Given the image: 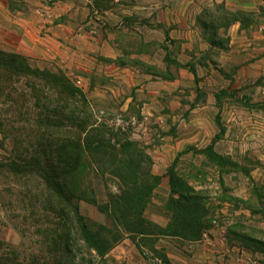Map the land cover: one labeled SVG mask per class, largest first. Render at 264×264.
Returning a JSON list of instances; mask_svg holds the SVG:
<instances>
[{
  "label": "rangeland",
  "instance_id": "1",
  "mask_svg": "<svg viewBox=\"0 0 264 264\" xmlns=\"http://www.w3.org/2000/svg\"><path fill=\"white\" fill-rule=\"evenodd\" d=\"M85 1L88 32L78 35L80 40L67 39V51L55 52L44 28L0 29V52L23 58L40 73H21L0 62L1 260L8 264H191L196 253L210 252L198 243L207 232L212 239L220 238L214 241L226 253L215 254L224 256L227 264H264V179L260 174L264 92L256 94V81L249 80L242 89L224 90L225 94L218 89L214 109L194 112L167 93L150 98L137 95L130 101L139 86L131 76L130 81H113L110 63L100 67L95 60V37L101 27L105 36L110 35L116 20L142 28L154 24L149 18L127 15L134 4L130 0ZM10 2L15 7L16 1ZM113 4L117 16L111 11ZM132 36L123 31V50L128 51ZM54 77L67 79L66 88ZM67 85L81 95H71ZM182 88L181 99L192 104L191 87ZM52 123L58 125L52 127ZM196 125L201 139L192 137ZM93 132L119 147L130 144L157 183L141 214L129 218L127 226L111 211L113 201H124L120 181L106 166L96 165L94 153L83 154L72 181L79 213L89 228L107 229L104 233L112 247L100 257L84 241H75L72 232L75 251L70 259L62 244L73 223L58 212L53 189L32 170L35 159L43 162L60 140L84 139ZM204 134L211 135V140L202 139ZM211 149L226 159L214 158ZM173 184L177 191H172ZM192 192L203 198L204 219L201 226L185 219L190 224L186 227L184 219L177 217L181 211L177 201L185 208L180 197ZM212 259L206 255L202 264Z\"/></svg>",
  "mask_w": 264,
  "mask_h": 264
},
{
  "label": "crops",
  "instance_id": "2",
  "mask_svg": "<svg viewBox=\"0 0 264 264\" xmlns=\"http://www.w3.org/2000/svg\"><path fill=\"white\" fill-rule=\"evenodd\" d=\"M15 1L12 7L10 0H0L1 30L44 28L48 30L45 39L53 42L55 52L69 50L67 39L80 40V34L88 32L89 7L85 0ZM130 1L134 4L129 5L127 15L149 18L154 25L142 28L137 23L127 26L116 20L110 35L105 36L101 27L95 37L96 50L100 53L95 60L100 67L110 63L113 81H130L131 76L132 83L139 86L136 90L140 94L131 95L130 101L137 95L150 98L168 94L179 97V104L194 112L214 109L219 90L242 89L249 80L256 81L253 83L256 94L264 92V0ZM114 9L113 4L111 11L117 16ZM222 15H230L227 23ZM126 30L133 33L128 51L123 50L121 39ZM220 38H224V46L217 43ZM183 86L191 87L192 104L181 99ZM160 87L172 88L163 91ZM195 127L192 137L197 135L201 139L200 126ZM203 137L208 141L212 136ZM260 174L264 179V168ZM213 231L217 236L218 231ZM209 236L204 233L198 243L210 252L196 253L189 260L191 264L204 263L206 255L213 258L208 261L210 264H227L224 256L215 254L220 250L226 253L214 241L220 238ZM217 257H222L221 262L214 260Z\"/></svg>",
  "mask_w": 264,
  "mask_h": 264
},
{
  "label": "trees",
  "instance_id": "3",
  "mask_svg": "<svg viewBox=\"0 0 264 264\" xmlns=\"http://www.w3.org/2000/svg\"><path fill=\"white\" fill-rule=\"evenodd\" d=\"M222 17L223 21L227 23L230 15H222ZM214 41L217 40L214 39ZM217 43L224 46V38H220ZM0 62L21 73L40 74L35 69L30 68L25 60L17 55L0 52ZM66 80L54 77V81L59 82L64 88H66L64 85ZM67 86L71 95H81L80 90L77 88L71 87V85ZM221 93L225 94L226 91L223 90ZM216 98L218 101L219 97L216 96ZM73 114L71 111V116ZM219 118L220 116L217 115L218 123H220ZM56 125L58 124L52 123V127ZM218 137L219 134H217L216 138ZM209 148H212V146H209ZM51 149L54 150V153L51 151L43 162L38 157L35 159V167L32 171L38 173L50 185L54 191V199L58 202V212L73 223L68 229L62 245L66 252L70 254L71 259L75 251L72 239V232H74L75 241H84L85 247L91 251L94 250L100 257H103L112 247V242H109L108 237L104 233L105 231L107 232V229L104 227L91 229L84 223L77 204L79 196L72 186L74 174L83 159V154L90 153L92 155L94 153L93 159L96 165L99 167H102V165L106 166L109 174L120 181L121 197H123L124 201H119L120 199L113 201L114 204H112L113 209L111 211H115L113 214L115 219L122 220L127 226L129 225V218H137L141 214L147 197L152 193L157 183L156 178L151 174L150 168L141 165V160L137 155H134V149L130 144H122L119 147L94 132L84 139L80 136L64 138L60 140L56 148L53 146ZM68 150L72 152L66 153ZM210 152L214 158L220 159L222 162L226 159L225 156L212 149ZM174 185L176 184H173V192L177 191ZM180 198L184 199L183 202L186 203V206L182 208V202L179 203L178 199L177 204L181 211L178 212L177 217L181 218V221L184 219L186 227L190 224L185 219H190L191 223L194 220L201 226L200 222L204 219L203 198L194 192L191 194L183 193ZM195 208L198 211H195ZM78 251H82V249ZM1 259L0 264H8V262H3Z\"/></svg>",
  "mask_w": 264,
  "mask_h": 264
}]
</instances>
